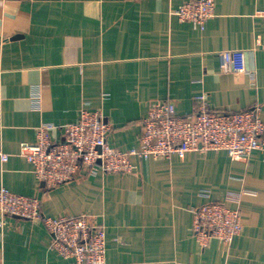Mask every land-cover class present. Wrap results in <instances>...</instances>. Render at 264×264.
I'll use <instances>...</instances> for the list:
<instances>
[{"label":"crops","instance_id":"crops-1","mask_svg":"<svg viewBox=\"0 0 264 264\" xmlns=\"http://www.w3.org/2000/svg\"><path fill=\"white\" fill-rule=\"evenodd\" d=\"M187 0H0V188L37 197L48 217L87 215L106 229L108 264H264V155L233 161L226 152L132 160L133 175L87 176L47 189L19 155L44 123L63 128L82 109L102 111L111 147L139 146L143 120L159 101L193 113L206 95L212 110L262 106L264 0H213L201 30L172 11ZM233 52V72L219 53ZM245 192H249L246 193ZM208 193V197L204 195ZM244 193V195H243ZM242 194L243 231L230 246L201 249L192 209ZM38 221L0 214V264H72Z\"/></svg>","mask_w":264,"mask_h":264},{"label":"built area","instance_id":"built-area-1","mask_svg":"<svg viewBox=\"0 0 264 264\" xmlns=\"http://www.w3.org/2000/svg\"><path fill=\"white\" fill-rule=\"evenodd\" d=\"M172 15L204 30L207 21L215 16V2L187 0ZM259 15L264 19V12ZM219 58L221 72L232 73L233 52H221ZM194 104L193 113L187 116L178 115L172 101L154 104L143 120L139 146L128 151L108 143L112 128L102 111L82 109L78 120L63 128L61 140L52 137L57 127L44 123L36 129L34 143L21 144L19 155L32 165L36 178L47 189L75 180L82 171L89 177L99 173L133 175L134 158L162 160L184 158L192 152H226L233 161H247L256 151L264 155L261 105L229 114L212 110L206 95L196 96ZM8 160L9 155L0 149L1 163ZM241 197L242 194H233L229 198L237 208L208 201L192 209L191 234L201 249L208 248L213 240L230 246L241 235ZM0 214L41 222L52 236L50 247L72 264H108L106 229L87 215L48 217L42 212L39 198L16 194L5 187L0 188Z\"/></svg>","mask_w":264,"mask_h":264}]
</instances>
